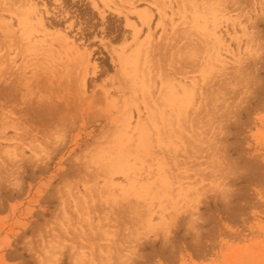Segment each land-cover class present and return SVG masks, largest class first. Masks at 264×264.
<instances>
[{"label":"rangeland","instance_id":"rangeland-1","mask_svg":"<svg viewBox=\"0 0 264 264\" xmlns=\"http://www.w3.org/2000/svg\"><path fill=\"white\" fill-rule=\"evenodd\" d=\"M72 1L0 0V264H264V0Z\"/></svg>","mask_w":264,"mask_h":264},{"label":"trees","instance_id":"trees-1","mask_svg":"<svg viewBox=\"0 0 264 264\" xmlns=\"http://www.w3.org/2000/svg\"><path fill=\"white\" fill-rule=\"evenodd\" d=\"M69 12L72 16H74L80 23L83 24V37L86 40H90L94 33L101 35L100 28L103 26L101 19L98 14L94 12L89 4L85 1L83 2H73L72 0H65L63 4V10ZM62 23H56V27H62ZM93 30V31H92ZM125 30L123 27V22L121 19L117 17H110L106 23V35L113 43L118 44L121 43L124 39ZM103 64L108 62V57L104 61ZM111 68V66H110Z\"/></svg>","mask_w":264,"mask_h":264},{"label":"bare ground","instance_id":"bare-ground-1","mask_svg":"<svg viewBox=\"0 0 264 264\" xmlns=\"http://www.w3.org/2000/svg\"><path fill=\"white\" fill-rule=\"evenodd\" d=\"M147 20H148V19H146V20H144V21H147ZM121 57H122V56H120V58H121ZM121 59H122V58H121ZM124 59H125V57H124ZM124 59H123V60H124ZM123 60H120V62L123 61ZM120 62H119V64H120ZM121 63H122V62H121ZM123 63H124V62H123ZM122 65H123V64H121V66H122ZM144 137H145V136H144ZM142 141H143V140H142ZM144 141H145V140H144Z\"/></svg>","mask_w":264,"mask_h":264}]
</instances>
